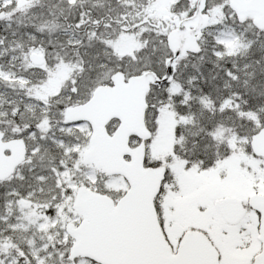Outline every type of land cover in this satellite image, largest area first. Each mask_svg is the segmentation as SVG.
<instances>
[{"label": "snow or ice", "instance_id": "snow-or-ice-1", "mask_svg": "<svg viewBox=\"0 0 264 264\" xmlns=\"http://www.w3.org/2000/svg\"><path fill=\"white\" fill-rule=\"evenodd\" d=\"M0 264H264V0H0Z\"/></svg>", "mask_w": 264, "mask_h": 264}]
</instances>
